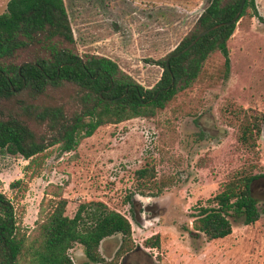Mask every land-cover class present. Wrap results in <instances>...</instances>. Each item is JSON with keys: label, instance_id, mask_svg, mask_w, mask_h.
Instances as JSON below:
<instances>
[{"label": "rangeland", "instance_id": "obj_1", "mask_svg": "<svg viewBox=\"0 0 264 264\" xmlns=\"http://www.w3.org/2000/svg\"><path fill=\"white\" fill-rule=\"evenodd\" d=\"M9 1L0 0V15ZM64 1L76 39L74 51L81 57L115 61L147 90L164 72L149 60L173 53L208 6V0ZM256 4L264 17V0ZM228 46V77L225 58L215 53L199 79L163 111L100 127L70 153H61L58 145L51 147L35 173L26 171L29 161L22 156L0 152V192L14 202L22 228L32 232L60 196L68 200L66 215L71 218L80 205L102 202L132 224L139 253L129 264H264L260 187L253 188L261 213L254 225L231 219L232 234L212 241L193 227L198 206L215 197L226 182L245 174L264 177V21L241 19ZM39 52L30 49L21 60ZM75 91L65 85L40 102L72 104ZM245 116L262 119L255 149L239 140ZM150 166L156 177L138 180L136 172ZM19 180L21 189H11ZM144 204L155 216L136 222L134 212L141 219ZM156 235L158 249L143 245Z\"/></svg>", "mask_w": 264, "mask_h": 264}, {"label": "trees", "instance_id": "obj_2", "mask_svg": "<svg viewBox=\"0 0 264 264\" xmlns=\"http://www.w3.org/2000/svg\"><path fill=\"white\" fill-rule=\"evenodd\" d=\"M241 1L208 0L194 31L180 46L166 59L149 60L164 72L157 85L147 90L115 61L95 55L81 57L74 51L76 39L64 0H10L7 11L0 15V152L22 156L29 161L26 171L35 173L50 156L51 147L58 145L61 153H70L100 127L153 117L163 111L199 79L215 53L225 58L228 77V42L237 24L220 27L184 55H174L203 31L232 20ZM246 16L264 21L256 0H247L241 19ZM30 49L41 52L21 60ZM65 85L76 90L72 104L40 102L50 91ZM261 132L262 119L245 116L239 140L255 149ZM155 171L154 166L138 170L137 179H154ZM256 178L245 174L226 182L215 197L198 206L192 216L194 230L212 241L232 234L231 219L248 226L258 222L261 213L251 192ZM21 184V180L16 181L11 189H21ZM57 198L36 228L28 232L19 223L14 202L0 192V264H75L70 252L77 245L96 263L121 264L124 256L138 249L125 215L98 202L80 205L71 218L66 215L68 200ZM132 198L133 194L128 196V204ZM115 235L122 237V246L115 259L107 260L99 251L100 245ZM160 244L156 235L143 245L158 249Z\"/></svg>", "mask_w": 264, "mask_h": 264}, {"label": "flooded vegetation", "instance_id": "obj_3", "mask_svg": "<svg viewBox=\"0 0 264 264\" xmlns=\"http://www.w3.org/2000/svg\"><path fill=\"white\" fill-rule=\"evenodd\" d=\"M263 130H264V127H263ZM253 183H254V187L257 186V188L260 187V189H262L260 192H261V194L264 195V177L256 178L253 181ZM254 189L251 190L253 197H254ZM257 190H259V189H257ZM254 199H255V197H254ZM149 208L150 207L147 204L143 205L142 209L140 210L141 219L139 218L138 213L134 212L135 221L142 223L147 219H152L153 216H155V215L152 214V211ZM104 246L106 247V249L104 248L103 251H101V248L99 249L101 255L103 256V258H105L107 260H113L117 257L118 252L122 246V237L120 235H115V236H112L110 238H107V241H106ZM74 249L75 248H73L71 250V253H72L71 256H73V258L76 262L75 264H99V263L92 261L87 256L84 248L81 245H78V248L76 246V249L75 250ZM138 253H139V250H137L136 252L133 251L130 254L124 256L121 259V264H129L130 260H132L134 258V254H138Z\"/></svg>", "mask_w": 264, "mask_h": 264}, {"label": "water", "instance_id": "obj_4", "mask_svg": "<svg viewBox=\"0 0 264 264\" xmlns=\"http://www.w3.org/2000/svg\"><path fill=\"white\" fill-rule=\"evenodd\" d=\"M246 2L247 0H242L241 1V5H240V8H239V11L238 13L236 14V16L230 20L229 22H224V23H220L218 25H215L214 27L210 28V29H207L205 31H203L201 34H199L197 36V38L189 45L187 46L184 50H182L181 52H179L178 54L174 55L175 57H178V56H182L184 55L186 52H188L189 50H191L198 42L199 40H201L204 36H206L208 33L220 28V27H223V26H232L234 24H238L239 21L241 20V15H242V12H243V9L246 5ZM206 10V8L201 12L200 15L203 14V12ZM169 63H170V58L167 60V66L169 68ZM174 82V81H173ZM254 188V183H252L251 185V190ZM107 241V239H104L102 242H101V245H100V248L102 250V247L104 246L105 242Z\"/></svg>", "mask_w": 264, "mask_h": 264}, {"label": "crops", "instance_id": "obj_5", "mask_svg": "<svg viewBox=\"0 0 264 264\" xmlns=\"http://www.w3.org/2000/svg\"><path fill=\"white\" fill-rule=\"evenodd\" d=\"M106 243V242H105ZM105 245V244H104ZM104 248L106 249V247L104 246V247H102V250L101 251H103L104 250ZM108 249V248H107ZM72 258H73V256H72ZM73 260H74V258H73ZM74 262H75V260H74ZM76 263V262H75Z\"/></svg>", "mask_w": 264, "mask_h": 264}]
</instances>
